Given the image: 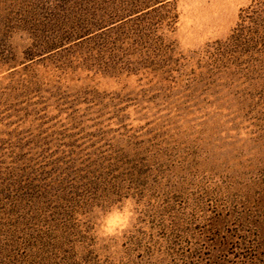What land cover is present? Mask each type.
Instances as JSON below:
<instances>
[{"label": "rangeland", "instance_id": "374dc122", "mask_svg": "<svg viewBox=\"0 0 264 264\" xmlns=\"http://www.w3.org/2000/svg\"><path fill=\"white\" fill-rule=\"evenodd\" d=\"M258 2L0 0V264H264Z\"/></svg>", "mask_w": 264, "mask_h": 264}, {"label": "trees", "instance_id": "16d2710c", "mask_svg": "<svg viewBox=\"0 0 264 264\" xmlns=\"http://www.w3.org/2000/svg\"><path fill=\"white\" fill-rule=\"evenodd\" d=\"M243 22L244 23L240 24V27L232 35L233 42L244 43L242 42L244 40L245 44L250 47H255L259 44L261 45L264 42V3L258 2V4L255 3L254 5H252L250 12H248L247 15H245V17L243 18ZM243 29L244 32L249 30V33H243ZM237 31L239 33H237ZM239 34L243 35L241 36ZM240 38H242V40ZM238 46L239 45H237V47ZM249 254L244 257L241 262L242 264L253 263L257 260L252 252H250Z\"/></svg>", "mask_w": 264, "mask_h": 264}]
</instances>
